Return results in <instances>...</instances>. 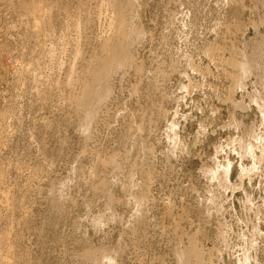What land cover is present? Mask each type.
<instances>
[{"label": "rangeland", "instance_id": "rangeland-1", "mask_svg": "<svg viewBox=\"0 0 264 264\" xmlns=\"http://www.w3.org/2000/svg\"><path fill=\"white\" fill-rule=\"evenodd\" d=\"M0 264H264V0H0Z\"/></svg>", "mask_w": 264, "mask_h": 264}, {"label": "bare ground", "instance_id": "bare-ground-1", "mask_svg": "<svg viewBox=\"0 0 264 264\" xmlns=\"http://www.w3.org/2000/svg\"><path fill=\"white\" fill-rule=\"evenodd\" d=\"M229 169V168H228ZM228 171V170H227Z\"/></svg>", "mask_w": 264, "mask_h": 264}]
</instances>
